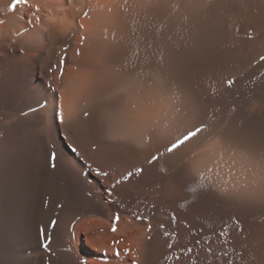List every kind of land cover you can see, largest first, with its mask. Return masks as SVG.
Instances as JSON below:
<instances>
[{
	"label": "rangeland",
	"instance_id": "1",
	"mask_svg": "<svg viewBox=\"0 0 264 264\" xmlns=\"http://www.w3.org/2000/svg\"><path fill=\"white\" fill-rule=\"evenodd\" d=\"M159 1L78 0L86 13L60 17L59 41L46 44L59 77L49 81L55 99L44 103L43 115L68 134L59 135L65 157L55 151L54 140L53 153L26 186L28 236L40 247L35 264H75L74 256L81 264H119L112 255L123 264H142L154 234L164 241L157 246L158 264L163 259L164 264H264V151L235 146L228 129L198 121L193 96L166 60L157 59L152 67L112 61L138 5ZM179 2L185 10L201 5V0ZM244 2L231 10L232 26L166 10L146 30L176 54L187 78L213 99L217 111L239 113L261 136L264 55L252 48L264 47V0ZM81 62L92 71L75 74L74 65ZM68 68L72 72L66 75ZM160 146L164 152L158 154ZM27 160L20 181L29 175ZM114 196L123 212L113 210ZM134 223L136 251L128 238L115 236Z\"/></svg>",
	"mask_w": 264,
	"mask_h": 264
},
{
	"label": "bare ground",
	"instance_id": "2",
	"mask_svg": "<svg viewBox=\"0 0 264 264\" xmlns=\"http://www.w3.org/2000/svg\"><path fill=\"white\" fill-rule=\"evenodd\" d=\"M243 1L249 4L254 2V0H201V5L193 10H185L186 7L184 8L179 0H160L152 6L138 5L131 15L129 27L125 36L119 41V51L115 52V59H112V61L118 62L119 59L138 67H152L157 59L166 60L174 70L177 81H179L184 88L190 92L191 96H193L198 108V121L214 125L218 124L229 130L230 139L236 144L235 146L245 147L246 150L249 148L254 152V149H256L260 152V150L264 151V132L261 131L263 132L261 136L257 135L258 133L255 134L253 132L254 129L251 131L248 125L246 126L240 118L238 115L239 113L233 110L223 108L217 111L214 108L213 103L215 102H213V99L203 95L204 93L202 94L191 80L187 78L176 54L170 51L166 45L158 42L153 34L148 33L146 30V27L154 16L166 10H172L177 13V15L181 13V15H185L184 17L200 15L213 23L229 24L232 26L236 16L231 10H233L236 4H240ZM75 6H80L78 0H26V2L25 0H19V2H17V0H0V21H3V23H0V264H35L36 255L40 252V247L39 245L37 246V242L35 243L33 240L29 239L30 232L23 213V203L27 198L26 186L28 187L29 183H31L29 181V179H31L30 176H33L32 174L35 176V170L40 166H44L41 165L43 164V160H47L51 151L53 153L54 149L50 147V144L52 145V142L56 140L54 141L56 142L55 147L57 145L55 151L58 150L62 155L64 153L63 158L67 152L64 142L59 140V135H67L68 133H66L62 125H58L56 122L44 118L42 106L45 105L44 103L46 101L48 102V100H51L53 102V99H55V93L51 90L52 87H50L49 81L50 79H53V82L54 80L57 81L59 77V75L57 76L58 73L54 70L55 68L52 67L54 63L53 54L51 51L47 50L46 44L50 43L56 46L59 41H57L56 38H58L59 34L57 31V24L60 17L68 19L69 14L73 16L75 14L86 13V10H82L80 7L74 9ZM229 37H232V35ZM78 41L80 42L81 38H78ZM206 46L208 45L206 44ZM204 49L205 47L201 50L202 54L205 53ZM252 50L257 55H264V47H255L252 48ZM74 67V72H77L75 74L79 75L92 71V66H88L85 62L74 65ZM71 72L72 71L68 68L65 74L69 75ZM2 94H8L7 98L2 97ZM88 110V108L82 109L81 114L88 112ZM78 119L79 118L76 120L77 122ZM156 149L155 151H157ZM162 152H164V149L160 146V150L158 149L157 153L161 154ZM14 158L16 160L12 167V159ZM25 159H28L26 167L29 175L27 180L21 179L20 181L19 174ZM3 168L4 170H1ZM41 170H43V168H41ZM15 172H18V174ZM114 199L113 210L116 212H123L122 208H124V206H121L115 196ZM225 203L227 204L229 202L227 201ZM138 208H140V206H138ZM138 208H136V210ZM236 209L238 208L236 207ZM145 210L149 214H152V209L147 208ZM135 224L137 223H134V225L131 228L128 227V229L125 227L121 230V233H118V231L115 232L117 233L115 236L122 235L128 238V241H131L133 249L137 246V242L139 241L137 240L138 236L135 238L136 241L133 240L135 235H133V238L131 237L137 229V225ZM62 235H64V233ZM61 237L60 239H63V237ZM163 242L164 241L159 239L157 234L152 236L142 264H158L154 258L157 253V246L162 245ZM213 245L215 246L216 244H211L210 246L213 247ZM254 245L257 246L256 243H254ZM20 252L22 254H19ZM212 255L213 252L211 251L209 256L212 257ZM112 256L116 257L115 261L117 263L123 264L124 260H122L119 255ZM67 257L71 258L70 254H68ZM254 258L253 256L252 259ZM73 259L74 260L71 259V261H74L75 264H81V262H75L76 259H78L77 257L75 258L74 256ZM78 260L81 261L80 258ZM163 260L160 261L162 264H164ZM68 262H70L69 259ZM111 262L113 261L111 260L110 263ZM260 262L262 263V261Z\"/></svg>",
	"mask_w": 264,
	"mask_h": 264
},
{
	"label": "snow or ice",
	"instance_id": "3",
	"mask_svg": "<svg viewBox=\"0 0 264 264\" xmlns=\"http://www.w3.org/2000/svg\"><path fill=\"white\" fill-rule=\"evenodd\" d=\"M17 2H19V0H17ZM25 2H26V0H25ZM0 23H3V21H0ZM262 59H264V57H262ZM197 131H200L199 129H197ZM194 134V133H193ZM139 171V170H138ZM129 175H132V173H129ZM117 219H118V217H117ZM115 230V229H114Z\"/></svg>",
	"mask_w": 264,
	"mask_h": 264
}]
</instances>
